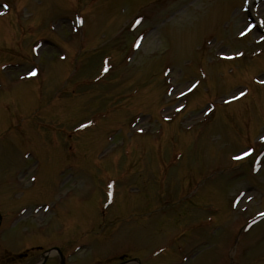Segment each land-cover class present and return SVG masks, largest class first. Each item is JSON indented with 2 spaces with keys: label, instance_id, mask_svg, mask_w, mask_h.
I'll return each instance as SVG.
<instances>
[{
  "label": "rangeland",
  "instance_id": "obj_1",
  "mask_svg": "<svg viewBox=\"0 0 264 264\" xmlns=\"http://www.w3.org/2000/svg\"><path fill=\"white\" fill-rule=\"evenodd\" d=\"M1 2L0 62L14 65L0 68V264L111 219L66 248L71 264L122 249L144 264H264V220L238 231L264 211V0ZM106 57L113 73L95 83ZM33 64L39 76L19 78ZM82 121L72 154L64 135ZM248 145L254 174L253 156L230 160Z\"/></svg>",
  "mask_w": 264,
  "mask_h": 264
},
{
  "label": "snow or ice",
  "instance_id": "obj_2",
  "mask_svg": "<svg viewBox=\"0 0 264 264\" xmlns=\"http://www.w3.org/2000/svg\"><path fill=\"white\" fill-rule=\"evenodd\" d=\"M4 7H6V5H4ZM79 22V21H78ZM137 23H139V21H137ZM251 27V25L248 26V28H245L244 29V32H241L240 35H244L245 32H247L249 30V28ZM261 40H264V36H261L260 37ZM134 46H139L138 44L134 45ZM221 55H223V52H221ZM236 55H240L239 52L236 53ZM105 71L107 70L106 68L104 69ZM37 72V69L36 68H32L31 71L28 73L29 75H32V74H35ZM264 82V81H262ZM193 87H195L193 85ZM185 88H187V85H185ZM240 95H244L243 92H240L239 93ZM180 95H183V92H180ZM167 119V117H165ZM84 125H81V127H83ZM260 139L262 141H264V135L260 136ZM253 151V149L251 147H247L246 150H241L239 152V154L237 156L234 157V159H241V157H244V156H248L251 152ZM109 187H111V185H109ZM237 199H240V197H237ZM250 199V198H249Z\"/></svg>",
  "mask_w": 264,
  "mask_h": 264
},
{
  "label": "flooded vegetation",
  "instance_id": "obj_3",
  "mask_svg": "<svg viewBox=\"0 0 264 264\" xmlns=\"http://www.w3.org/2000/svg\"><path fill=\"white\" fill-rule=\"evenodd\" d=\"M35 259L36 255L28 251L18 254V260L21 261V264H32L34 263Z\"/></svg>",
  "mask_w": 264,
  "mask_h": 264
}]
</instances>
